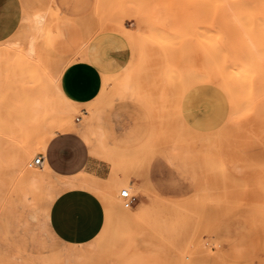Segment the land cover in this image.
Listing matches in <instances>:
<instances>
[{"label":"rangeland","instance_id":"374dc122","mask_svg":"<svg viewBox=\"0 0 264 264\" xmlns=\"http://www.w3.org/2000/svg\"><path fill=\"white\" fill-rule=\"evenodd\" d=\"M144 2L7 0L19 20L29 21L20 40V56L31 67L10 66L0 52V94L32 72L43 78L65 61L94 58L99 92L89 103L73 104L71 122L88 128L94 121L98 125L111 97L131 84L138 90L137 99L124 103L143 116L145 141L160 142L186 155L198 177L189 191L170 198L175 205L153 202L156 210L146 208L137 220L121 210L123 199L115 195L127 179L109 182L89 175L96 180L93 184L98 185L94 188L101 200L102 187L112 191L117 230L135 225L139 241L131 247H113L109 237L98 241L95 250L76 247L63 259L69 264L176 259L153 247L163 235L189 242L185 244L188 264H264V0H149L153 5L178 6L128 7ZM45 3L57 5L58 11L42 8ZM192 25L202 31L197 35ZM13 101V119L6 129L0 125V228L5 219L19 215L35 230L39 220H30L28 213L31 201L39 200L40 194L26 188L13 198L11 180L6 183V178L16 175V162L29 165L42 152L38 141L57 125L66 106L40 87L30 89L26 100L13 91ZM4 114L0 104V119ZM236 116L243 118L231 123ZM124 165L117 164L114 173L125 177ZM31 170L41 171L37 166ZM56 179L48 177L52 187L57 186ZM0 259H4L2 251Z\"/></svg>","mask_w":264,"mask_h":264},{"label":"snow or ice","instance_id":"6c2138e0","mask_svg":"<svg viewBox=\"0 0 264 264\" xmlns=\"http://www.w3.org/2000/svg\"><path fill=\"white\" fill-rule=\"evenodd\" d=\"M170 6L178 5H153L149 0L139 5H128L133 8ZM41 7L49 12L58 11V6L55 4L45 3ZM28 23V20H18L17 23L6 26L0 19V52L4 53L3 59L10 66L18 63L24 70L31 67L24 64L20 56V40ZM65 23L70 21L65 20ZM76 60L79 62V57ZM75 67L73 63L65 61L46 71L43 78H38L37 73L32 72L28 78L17 79L14 89L8 86L7 90L0 94V104L5 108L0 125L6 129L13 119L16 107L13 91L26 100L30 89L44 88L64 106L73 107V84L69 77ZM98 67L93 61L79 64V68L91 71L94 76L97 75ZM108 87L111 85L109 84ZM96 88H99V79ZM95 96L94 90L92 97ZM137 96L138 90L129 84L119 94L111 97L110 105L105 106L102 116L109 117L111 115L109 107L114 111L119 104L130 99L135 102ZM242 118L236 116L230 122L235 124ZM104 126L105 120L102 118L98 125L94 121L91 128H85L83 125L79 129L71 128L66 135H62L54 128L52 135L46 136L44 144L41 145L48 161L47 166L44 165L43 160L37 162L36 157L33 156L32 162L37 163L41 171L31 170V166L25 161L26 166L23 169L18 167L16 175L6 178V183L8 179L11 180L13 198L17 192L26 188H32L40 194L39 200L31 201L33 207L28 213L30 220L38 218L39 223L34 230L29 224L24 223L22 216L17 215L14 219L4 220V226L0 228V251L3 252L4 259H0V264H69V261L63 257L73 250L69 243L73 240L82 241L76 250H95L98 241L109 237H112L110 243L113 247L118 245L131 247L133 243H138L139 237L136 235L135 225L124 226L121 230H117L115 202L101 200L92 181L84 183L89 174L102 162L105 165L112 164L109 155L112 141L109 140L105 144L101 131H97V128L102 130ZM123 168L124 178L128 183L120 187L115 195L123 198L121 207L128 210V216L133 219L141 215L153 202L171 203V197L189 191L198 179L186 155L154 140H147L139 145L131 157L130 166L126 162ZM57 174H62L63 178L57 180L56 187H52L47 178L49 175ZM137 204L139 207L132 211ZM188 243L181 238H165L161 235L160 243L154 244L153 247L158 252L176 259L164 261L154 258L133 259L124 261L123 264H188L185 251V244ZM38 251L47 253V257L31 255ZM92 264H103V261L94 260Z\"/></svg>","mask_w":264,"mask_h":264},{"label":"crops","instance_id":"0c3cea01","mask_svg":"<svg viewBox=\"0 0 264 264\" xmlns=\"http://www.w3.org/2000/svg\"><path fill=\"white\" fill-rule=\"evenodd\" d=\"M0 19L3 20L6 26H11L19 20L18 11L8 7L7 0H0ZM87 61H93L95 63L94 58H88ZM87 61L83 60L81 62L80 60L79 62H73L76 67L69 77L73 84L72 91L74 99H72V102L76 104V107L89 103L99 92V88H96L97 75L94 76L91 71L79 68V64H84ZM94 90L96 91V96L92 97V92ZM109 111L111 112L109 117L104 118L102 116L105 120V126L101 130V134L105 144H107L109 140L112 141V146L109 149L112 164L105 165L102 162L100 166L94 169L89 175L103 181L110 179L121 182L125 181L126 178L121 174L116 175L113 170H116L117 164H125L126 162L128 165L131 164V157L134 155L138 146L145 142L148 131L145 129L146 126L143 125L145 123L143 116L138 113L137 109L132 105L122 103L119 104L114 111H112L111 108H109ZM60 132L62 135L69 134L68 131ZM38 155H41L44 164L47 166L48 161L44 156V152L42 151ZM57 176L63 177L62 174H58ZM69 243L72 245V248H76L82 241L73 240L69 241Z\"/></svg>","mask_w":264,"mask_h":264},{"label":"bare ground","instance_id":"6f19581e","mask_svg":"<svg viewBox=\"0 0 264 264\" xmlns=\"http://www.w3.org/2000/svg\"><path fill=\"white\" fill-rule=\"evenodd\" d=\"M193 1V0H192ZM190 5H191V3H190ZM189 5V6H190ZM193 5V4H192ZM184 7V6H183ZM192 8H194V7H192ZM185 9V8H184ZM199 11H200V9H199ZM189 13H190V11H189ZM199 13V12H198ZM197 13V14H198ZM202 13H200L199 15H201ZM186 16V15H185ZM187 17V16H186ZM190 18L189 19H191L192 18V16H189ZM194 18L195 19H197L196 17H195V15H194ZM193 19V18H192ZM191 19V20H192ZM199 19H200V17H199ZM202 20H203V18H201ZM185 20V19H184ZM195 21H198V20H195ZM194 22V21H193ZM196 23V22H195ZM187 25V24H186ZM199 25V24H198ZM191 26V25H190ZM193 26H194V28H195V26L197 27V25H192V29H193ZM202 26V25H201ZM180 27V26H179ZM185 28V27H184ZM199 28H203V30H205L206 29V27H204V26H202V27H200V25H199ZM198 27L197 28H195L196 29V33H197V31L198 30H200ZM205 28V29H204ZM185 31V30H184ZM200 31H202V29L200 30ZM194 33H195V31H194ZM203 35L205 34L206 35V32L205 33H202ZM197 35H198V33H197ZM205 35H204V37L201 35V39H202V37H203V39L205 38ZM172 39H174V38H172ZM202 39V40H203ZM173 47H175V46H173ZM172 47V48H173ZM175 49V48H174ZM250 51V50H249ZM172 54V53H171ZM203 54V53H202ZM72 104H75L74 102H72ZM78 104V103H77ZM101 104V103H100ZM91 105V104H90ZM62 108H63V105H62ZM65 108V107H64ZM63 108V109H64ZM71 107H66V110H64V111H62V114L61 115H59V118H58V123H57V125L55 126V127H50L48 130H47V132L42 136V138L38 141V144H37V148L38 149H40L41 151H43V148H41V145H43L44 144V142H45V137L47 136V137H50L51 135H52V130L55 128V129H58L59 131H68V129H71V128H76V129H79L80 128V126L81 125H83L85 128H88V126H86V125H84V124H82V123H73V122H71V120H70V118H69V112H70V109ZM94 111V110H93ZM77 120H80V118L79 119H77ZM175 149V148H174ZM177 149V148H176ZM192 156H193V153H192ZM191 157V156H190ZM194 157V156H193ZM10 158V157H9ZM196 158V157H195ZM11 159H12V157H11ZM188 159V158H187ZM190 159V158H189ZM15 160V159H14ZM192 161H194V159L192 160ZM194 162H196V161H194ZM17 163V166H16V168H21V169H23L24 167H25V165L24 164H21V163H19V162H16ZM45 165V164H44ZM202 165V164H201ZM46 166V165H45ZM39 170V169H38ZM34 171V170H33ZM36 171V170H35ZM37 172H39V171H37ZM58 175V174H57ZM57 175H49L48 177H50V176H54V177H56V178H58V179H62L63 177H59V176H61V175H59V176H57ZM206 178V177H205ZM205 178H204V180H205ZM42 179V178H41ZM48 179V178H47ZM207 179H208V177H207ZM55 180V179H54ZM57 180V179H56ZM50 180H48V182H49ZM89 181H92V182H94V181H96V180H93V178H90V177H88V179H86L85 181H84V183H88ZM39 182V181H38ZM56 183V182H55ZM54 184V183H53ZM56 185H57V183H56ZM125 185H127V184H125ZM93 186L94 187H98V185H96V184H93ZM108 187H109V185H108ZM109 188H112V187H109ZM101 190V189H100ZM97 191V190H96ZM102 195H103V198L104 199H107V200H109V201H114L115 202V198L112 196V194H111V192L112 191H110L109 189L108 190H105L104 189V187H102ZM119 191V190H118ZM100 192V191H99ZM113 192H114V190H113ZM9 195V194H8ZM7 195V196H8ZM11 196V195H10ZM6 198H8V197H6ZM12 199L13 198H10V202L12 201ZM123 201V200H122ZM173 201V200H172ZM118 202V201H117ZM174 203V202H173ZM173 203H171V204H173ZM186 203V202H185ZM188 203V202H187ZM121 204V203H120ZM168 204V203H167ZM178 204V203H177ZM179 204H180V202H179ZM183 204V203H182ZM152 205H154V204H152ZM151 205V206H152ZM173 205H175V204H173ZM172 205V206H173ZM186 205V204H185ZM154 206H157V205H154ZM183 206V205H182ZM190 206V205H189ZM153 207V206H152ZM167 207H168V205H167ZM153 209H155V207H153ZM152 209V210H153ZM174 209H175V207H174ZM121 210H122V207H121ZM156 210V209H155ZM155 210H153L154 212H156ZM165 210V209H164ZM173 210V209H172ZM178 210V209H177ZM181 210H183V209H181ZM180 210V207H179V211H181ZM159 211H161V210H159ZM153 212V213H154ZM158 212V211H157ZM187 212V211H186ZM162 213V212H161ZM161 213H159V215L161 214ZM164 213H166V212H164ZM185 212H184V210L182 211V215L184 214ZM181 214V213H180ZM179 214V215H180ZM157 215H158V213H157ZM158 215V216H159ZM167 215H169L168 213H167ZM167 215H165L164 217H166ZM174 215V214H173ZM140 216V215H139ZM139 216H138V218H139ZM172 216V215H171ZM164 217L162 218V216H161V218L162 219H164ZM169 218V217H168ZM137 219V218H136ZM158 219V218H157ZM156 219V220H157ZM170 219V218H169ZM173 219V218H172ZM176 219V218H175ZM138 220V219H137ZM165 220V219H164ZM160 221V219H158V222ZM155 222H157V221H155ZM155 224V223H154ZM146 228V227H145ZM160 228V227H159ZM158 229V228H157ZM148 230V229H147ZM150 230V229H149ZM204 244V243H203ZM203 246V245H202ZM204 246H205V244H204ZM203 248V247H202ZM201 248V249H202ZM204 250L206 251V253H208L209 251H208V249L206 248H204ZM203 250V251H204ZM220 251H221V249L220 248H218V250H217V252H219L220 253ZM201 252V251H200ZM205 253V254H206Z\"/></svg>","mask_w":264,"mask_h":264},{"label":"built area","instance_id":"2783aa9c","mask_svg":"<svg viewBox=\"0 0 264 264\" xmlns=\"http://www.w3.org/2000/svg\"><path fill=\"white\" fill-rule=\"evenodd\" d=\"M36 160L37 162H39L40 160H42V157L41 155H37L36 156ZM29 165L32 167V166H37V163H33V162H30ZM122 198V197H121ZM123 199V198H122Z\"/></svg>","mask_w":264,"mask_h":264}]
</instances>
